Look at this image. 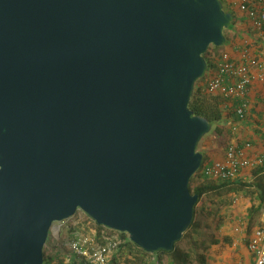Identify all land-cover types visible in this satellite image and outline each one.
<instances>
[{
    "label": "water",
    "instance_id": "95a60500",
    "mask_svg": "<svg viewBox=\"0 0 264 264\" xmlns=\"http://www.w3.org/2000/svg\"><path fill=\"white\" fill-rule=\"evenodd\" d=\"M221 0H0V264H42L77 210L171 252L211 122L189 108Z\"/></svg>",
    "mask_w": 264,
    "mask_h": 264
},
{
    "label": "built area",
    "instance_id": "2783aa9c",
    "mask_svg": "<svg viewBox=\"0 0 264 264\" xmlns=\"http://www.w3.org/2000/svg\"><path fill=\"white\" fill-rule=\"evenodd\" d=\"M237 3L254 26L264 31V8L249 7L248 0H238ZM262 53L264 55V47ZM216 66L208 80L207 91L215 93L223 88L226 81V94L239 99L236 113L239 118H243L247 106L245 97L252 80L250 69L261 68L259 79L264 83V61L246 57L244 62L238 63L231 60L227 53H222L216 60ZM222 150L220 159L204 164L203 172L210 179L231 180L258 168L264 174V149L255 152L251 142L247 141L242 144L226 142ZM233 230L237 235V243L245 245L251 256L250 261L244 264H264V208L259 211L258 224L250 231L244 228L241 221L234 225ZM49 236L56 241L53 245L57 247L54 254L58 252L55 259H61L66 264H132L124 262L121 256V239L106 229L97 232L95 222L80 210L66 220L55 222L50 228ZM63 239L67 241L66 253L60 244ZM150 255V261L158 264L155 255Z\"/></svg>",
    "mask_w": 264,
    "mask_h": 264
},
{
    "label": "trees",
    "instance_id": "16d2710c",
    "mask_svg": "<svg viewBox=\"0 0 264 264\" xmlns=\"http://www.w3.org/2000/svg\"><path fill=\"white\" fill-rule=\"evenodd\" d=\"M225 10L232 12L226 3V0H221ZM233 13V12H232ZM218 46L211 45L208 47L204 54V58L207 63V72L203 78L196 81L193 95L191 97L189 108L194 114L203 116L207 118L211 124L212 129L209 135L211 140L214 142H220L224 140L222 145H224L227 140H225L226 125L230 121H234L239 117L236 113L239 101L233 99L231 96L226 94L227 82L225 81L222 85V89H219L215 93H210L207 91V83L210 76L215 72L216 60L219 55ZM203 161L201 167L193 175L190 180L189 188L192 193L198 194L197 202L194 206V217L190 228L184 233L182 239L175 244V249L171 252L160 251L154 254L158 260V264H163V257H169L168 264H192L191 255L194 254L195 264H208L209 252L212 249H216V252L221 251L228 245H231V237L224 236L220 231L221 218L219 215V210L217 208L206 210V214H213L215 217V223L213 230L204 232L202 229L201 215L204 211L199 212L197 210V204L203 200V198L214 195L215 197L225 196L227 199L225 203L230 204L232 198L231 194L238 192H243L245 197H249L251 200L250 205V219L259 213V211L264 208V174L261 172V168L253 169L249 172H244L240 174L235 179L231 180H214L210 179L203 172L204 164L208 161V154L203 151ZM199 179V183L194 186L195 179ZM251 179V181H247ZM229 196V197H228ZM257 200V204L254 201ZM97 232L102 229L108 230L112 235L117 236L121 239V256L126 263L132 264H155L150 261L151 255L141 248L136 246L131 242L126 233L117 232L110 230L106 227L97 225L95 223ZM204 235L205 239L201 240L200 237ZM184 241L188 242L186 248H181L178 245ZM47 260V264H53V258ZM65 264V263H60ZM237 264V263H231Z\"/></svg>",
    "mask_w": 264,
    "mask_h": 264
},
{
    "label": "crops",
    "instance_id": "0c3cea01",
    "mask_svg": "<svg viewBox=\"0 0 264 264\" xmlns=\"http://www.w3.org/2000/svg\"><path fill=\"white\" fill-rule=\"evenodd\" d=\"M249 7L255 9L264 8V0H248ZM238 0H226L227 5L234 14V19L228 29L224 30L226 42L219 46L220 55L227 53L229 58L236 62H244L246 57L256 58L259 62L264 61L262 49L264 47V31L254 26L252 20L246 12L239 9ZM219 55V56H220ZM217 60V59H215ZM261 68L252 67L251 83L249 85L245 100L247 106L244 110V117H237L236 120L228 122L225 132L227 142H251L254 151L264 149V83L259 79ZM233 99L238 98L232 97ZM224 141V140H223ZM214 142L209 139L205 142L204 151L208 154V161L220 159L222 157L223 143ZM233 238V236H230ZM235 247L234 258L229 259L222 256L221 252H216L215 248L209 252L208 264H244L250 261L251 256L246 246L237 243L236 238L233 241ZM227 256H229L227 254Z\"/></svg>",
    "mask_w": 264,
    "mask_h": 264
},
{
    "label": "rangeland",
    "instance_id": "374dc122",
    "mask_svg": "<svg viewBox=\"0 0 264 264\" xmlns=\"http://www.w3.org/2000/svg\"><path fill=\"white\" fill-rule=\"evenodd\" d=\"M211 136L206 134L202 140L198 144V150L200 152H203L205 149V142L207 140L211 139ZM247 181H251V179H248ZM199 179H195L193 188L195 185L199 183ZM229 197V196H228ZM230 197L232 198V201L230 204L225 203V200L227 199L225 196L222 197H215L214 195H210L209 197L203 198L202 201H200L197 204V210L199 212L204 211L201 215V221H202V229L206 233L208 231L213 230V226L215 223V217L213 214L208 215L206 214V210L209 211L210 209H215L217 208L219 210V215L222 216L221 218V226H220V231L224 236H233L231 238V245L226 246L225 248L222 249L223 252H221V255L226 256L227 259L230 257L232 260L234 258V251L236 250L235 247L233 246V241L235 238H237V235L234 233V225L238 222H242L244 225V228H246L247 231H250L252 228H254L258 224V216L259 213L253 218V220L249 221L250 219V205H251V200L249 197H245L243 192H238L235 194H231ZM257 200L254 201L255 204H257ZM244 231V230H243ZM240 237V236H239ZM201 240L205 239V236L202 235L200 237ZM52 242L51 244H56V241L52 239L50 236L48 237L47 243ZM188 245L187 241H184L180 243L178 246L181 248H186ZM243 245V244H242ZM245 246V245H243ZM57 247L54 246L52 247L51 252H47L46 255L49 256V260H51L53 257H55ZM227 254L229 256H227ZM194 254L191 255L192 258V264H195L194 260ZM163 264H168L169 262V257H163Z\"/></svg>",
    "mask_w": 264,
    "mask_h": 264
},
{
    "label": "flooded vegetation",
    "instance_id": "af4514ba",
    "mask_svg": "<svg viewBox=\"0 0 264 264\" xmlns=\"http://www.w3.org/2000/svg\"><path fill=\"white\" fill-rule=\"evenodd\" d=\"M60 244H61V247L63 249V252L64 253L68 252L67 241L63 239V240L60 241ZM52 247H53V244H51V242L46 243V247H45V250H44L45 257H44V261H43L42 264H47V260H48L47 258H48V256L46 255V253L47 252H51ZM53 259H54L53 260L54 261L53 264L64 263V261L61 260V259H55V257H53Z\"/></svg>",
    "mask_w": 264,
    "mask_h": 264
}]
</instances>
